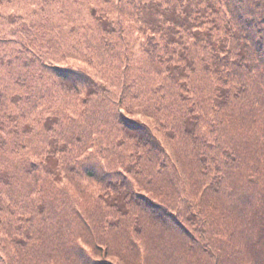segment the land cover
<instances>
[{
    "label": "trees",
    "instance_id": "obj_1",
    "mask_svg": "<svg viewBox=\"0 0 264 264\" xmlns=\"http://www.w3.org/2000/svg\"><path fill=\"white\" fill-rule=\"evenodd\" d=\"M89 1L0 0V135L3 122L40 115L45 145L11 174L0 156V235L8 218L31 224L32 202L70 203L55 236L27 230L0 263L264 264V0ZM72 6L126 61L55 65L50 12ZM105 100L115 133L75 124ZM73 127L88 140L71 141Z\"/></svg>",
    "mask_w": 264,
    "mask_h": 264
},
{
    "label": "rangeland",
    "instance_id": "obj_2",
    "mask_svg": "<svg viewBox=\"0 0 264 264\" xmlns=\"http://www.w3.org/2000/svg\"><path fill=\"white\" fill-rule=\"evenodd\" d=\"M81 1L82 0H77V3ZM89 2L95 4L93 0H90ZM80 10L82 9L79 8V6H72L70 8H67L65 13V15L67 16L60 15L59 12H56V10H52L50 12L51 20L59 27L56 36L51 37L58 43L56 48L57 50L55 49L53 51V53H55V65H65L69 63L74 66H83L84 63L82 62L84 61L85 57H89V59H94V63L96 61V69H103L102 61H112V58L114 59L113 62H120L121 60L126 61V58L124 56L127 53L125 52V50H121V48L111 47V44L103 43L101 41V36H98V27L94 26L90 29L87 25L85 28H82L84 24L79 18L80 14H78V11ZM83 12H85L84 9ZM99 42L103 44L101 49H99L98 51L99 54L95 53L82 44L87 43L92 45L93 43ZM131 58H133V55ZM64 61H67V63H63ZM148 78L149 77H147L146 79L148 80ZM111 83H113L112 90H114L115 93L120 92L121 95L125 93V91L120 88V80ZM120 93L116 98H119ZM21 95L24 96L23 92L21 93ZM17 96H20V94H18ZM71 97L73 98L74 96L72 95ZM129 98H131V96ZM68 100L66 101V104L68 103ZM70 103L74 104V101H70ZM113 106L115 105L108 100H105L101 102L98 108L94 109L93 116H89L86 120L77 122L75 124L83 125V128H86L87 126L90 127V133H96L99 130H101L100 133H107L111 130L115 133V130H117V127H115L117 126V120L115 119L116 117L114 118V116L116 115V110ZM25 108L26 106L22 104L20 110L23 111L25 110ZM72 109H76V106ZM9 113L10 112H8V110H4L3 116L8 115ZM67 113L68 117L72 115L69 114L68 111ZM38 117L39 119L42 118V116L40 115ZM0 118L5 120L2 116H0ZM39 119L35 120L34 116H32V119L30 118L29 120L19 119L17 121H14L13 123H8L6 121L3 122L0 136L5 143V146L4 149L1 150L0 156L3 159L2 165L3 167H5L6 171L9 174H11L15 169L22 167L21 161H25V151L35 149L37 152L41 153L42 149L45 148V145L43 144L42 138L40 136L41 133L36 134L37 130H40L39 128H41ZM27 123L31 124V129H34V132L32 134H23V127ZM7 127L9 128V132H11L12 134L6 135ZM73 128L74 130L72 129V131L69 133V139L71 141L73 139V141H78V138H80L82 143H84L88 140V137L90 136L89 132L81 131L75 127ZM87 130L89 131V129ZM55 136L59 137L58 132H56ZM116 136L120 137V133L118 132ZM62 138L63 136H61V139ZM25 147L26 149L24 150L23 148ZM97 159L102 162L100 157H98ZM98 160H96V165L101 166V163ZM91 166L92 165L89 163H85L84 165L82 164L81 167L79 166L77 168L78 173L84 174L86 169ZM82 182V180H77L73 183L80 184ZM88 183L90 184V182ZM70 189L71 186H67L66 192L70 193ZM54 195L57 196V199L53 197V199H42L41 201H35L31 203L36 207L37 211L36 214H34L33 220L30 225H27L25 223V221L27 220V216H23L21 219L15 217L8 218V229L5 230L6 233H4V236L0 235V258L2 261L8 263V260H10V263L11 261L15 260L16 250H11L6 242H11V239L13 238L16 239V242H22L23 237L21 236V233H24L27 230H29L30 233L35 231L38 233L39 237L44 239L47 236L45 235L46 233L53 237L56 235L58 228L65 227L64 224L59 226L60 222L58 221V219L66 218V216H68V204L70 203L67 201V203L64 205L60 201L63 198L60 197L57 193H54ZM16 202L18 203H16V205H18V210H20L21 203H19V198ZM27 215H30V213L28 212ZM71 228H74V226H72ZM10 245L13 246L12 243H10ZM17 255L25 258L24 244L21 245L19 253ZM40 255L41 252H38L36 248L31 245L29 247V257L27 258V260L33 261V263L38 262V258ZM4 258H7L8 260H5Z\"/></svg>",
    "mask_w": 264,
    "mask_h": 264
}]
</instances>
